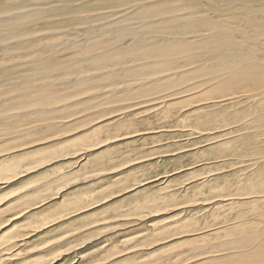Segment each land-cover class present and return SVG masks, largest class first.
Listing matches in <instances>:
<instances>
[{"label": "rangeland", "instance_id": "374dc122", "mask_svg": "<svg viewBox=\"0 0 264 264\" xmlns=\"http://www.w3.org/2000/svg\"><path fill=\"white\" fill-rule=\"evenodd\" d=\"M98 90L0 113V264H264V99Z\"/></svg>", "mask_w": 264, "mask_h": 264}, {"label": "bare ground", "instance_id": "6f19581e", "mask_svg": "<svg viewBox=\"0 0 264 264\" xmlns=\"http://www.w3.org/2000/svg\"><path fill=\"white\" fill-rule=\"evenodd\" d=\"M0 56L11 64L0 69L4 117L54 114L94 89L264 99V0H0ZM242 242L263 244L250 258L264 257V229Z\"/></svg>", "mask_w": 264, "mask_h": 264}]
</instances>
